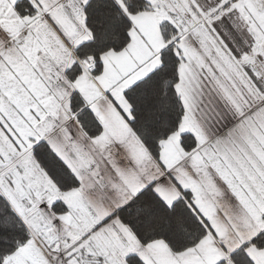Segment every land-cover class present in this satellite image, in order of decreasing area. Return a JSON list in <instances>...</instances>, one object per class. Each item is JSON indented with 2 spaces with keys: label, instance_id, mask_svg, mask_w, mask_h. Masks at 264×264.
<instances>
[{
  "label": "snow or ice",
  "instance_id": "6c2138e0",
  "mask_svg": "<svg viewBox=\"0 0 264 264\" xmlns=\"http://www.w3.org/2000/svg\"><path fill=\"white\" fill-rule=\"evenodd\" d=\"M0 264H264V0H0Z\"/></svg>",
  "mask_w": 264,
  "mask_h": 264
}]
</instances>
